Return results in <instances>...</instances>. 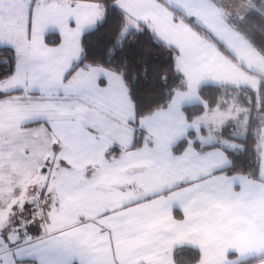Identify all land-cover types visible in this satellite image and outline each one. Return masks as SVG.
Masks as SVG:
<instances>
[{
  "label": "snow or ice",
  "instance_id": "snow-or-ice-1",
  "mask_svg": "<svg viewBox=\"0 0 264 264\" xmlns=\"http://www.w3.org/2000/svg\"><path fill=\"white\" fill-rule=\"evenodd\" d=\"M212 6L225 4L0 0V264H158L145 257L161 250L202 264L198 244H163L190 213L264 208V79L240 85L242 107L218 117L227 99L199 95L200 53L177 36L202 30L235 59L204 22ZM227 11L247 32L264 0ZM155 220L173 228L147 234ZM227 259L260 264L264 247Z\"/></svg>",
  "mask_w": 264,
  "mask_h": 264
},
{
  "label": "crops",
  "instance_id": "crops-1",
  "mask_svg": "<svg viewBox=\"0 0 264 264\" xmlns=\"http://www.w3.org/2000/svg\"><path fill=\"white\" fill-rule=\"evenodd\" d=\"M223 2L225 4L223 8L216 6L210 8L204 22L218 36L227 39L236 53L235 59L218 51L215 43L202 37L188 25H184L177 36L200 53L198 57L202 69L200 86L239 87L247 84L255 86L260 78H264V56L228 23L227 8L229 6L235 8L238 0H223ZM158 7L162 14L167 12L163 4ZM249 68L252 71H249ZM238 107L242 106L231 99L224 107L213 108L212 112L218 117L227 118L235 116ZM114 182L118 180L110 181L105 187H110ZM188 220L190 223L187 227L177 231L172 239L164 240L163 244L170 247L173 242L180 243L186 240L198 244L202 251L200 257L202 264H232L227 259L230 249H235L244 255L264 247V208L245 205L239 201L233 204L217 202L206 209L190 213ZM162 227L171 229L173 225L167 224L164 220L151 221L146 225L147 234L155 233ZM145 243L146 240L142 239L133 242V246H141ZM162 257L161 250L160 258L152 255L145 258L158 264H170V259L164 262ZM260 264H264V261Z\"/></svg>",
  "mask_w": 264,
  "mask_h": 264
},
{
  "label": "trees",
  "instance_id": "trees-1",
  "mask_svg": "<svg viewBox=\"0 0 264 264\" xmlns=\"http://www.w3.org/2000/svg\"><path fill=\"white\" fill-rule=\"evenodd\" d=\"M227 20H228V18H227ZM229 24L237 32H239L241 35H243L244 38H246L248 40V42L260 54H262L264 56V49L260 48L259 44L257 43V39L259 37H264V21H254V22H252L250 24L245 25V28L247 29V32H244L242 30H237L235 25H233L231 23H229ZM195 31L198 32L202 37L212 41L210 38H208L206 36V34L202 30H195ZM248 32L252 33V35H248L247 34ZM154 54H159V55L163 56L164 55V51L163 50H156V51H154ZM260 79H264V78H260ZM241 91H242V89H240L239 87H234V86H227V85H225V86L224 85H221V86L202 85L201 86V92L199 93V95H201L203 97L204 93H211V95L207 97L208 100L225 101V99H227V103H228V102H230L231 99H233L239 105L242 106V97L240 96V92ZM222 107H224V106H222ZM192 255L195 258L199 254L196 253L195 250H193Z\"/></svg>",
  "mask_w": 264,
  "mask_h": 264
},
{
  "label": "rangeland",
  "instance_id": "rangeland-1",
  "mask_svg": "<svg viewBox=\"0 0 264 264\" xmlns=\"http://www.w3.org/2000/svg\"><path fill=\"white\" fill-rule=\"evenodd\" d=\"M235 1H237V0H235ZM222 114H224V111H223V113Z\"/></svg>",
  "mask_w": 264,
  "mask_h": 264
}]
</instances>
